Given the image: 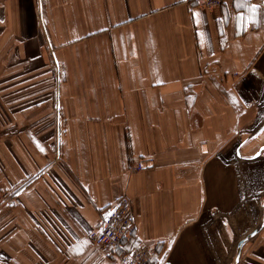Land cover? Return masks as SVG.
I'll use <instances>...</instances> for the list:
<instances>
[{
	"label": "crops",
	"instance_id": "1",
	"mask_svg": "<svg viewBox=\"0 0 264 264\" xmlns=\"http://www.w3.org/2000/svg\"><path fill=\"white\" fill-rule=\"evenodd\" d=\"M36 1L62 72L56 91L51 72H19L47 81L28 106L18 83L13 103L0 90V198L24 187L0 207V264H114L88 234L121 196L126 248L157 245L150 264H232L259 228L239 264H264V0H30L32 15Z\"/></svg>",
	"mask_w": 264,
	"mask_h": 264
},
{
	"label": "rangeland",
	"instance_id": "2",
	"mask_svg": "<svg viewBox=\"0 0 264 264\" xmlns=\"http://www.w3.org/2000/svg\"><path fill=\"white\" fill-rule=\"evenodd\" d=\"M20 2V1H19ZM8 5V6H7ZM15 1L14 0H0V90L6 89L7 90V104L13 103L14 100V88L16 87L19 90H23V93H27L22 96L23 105L28 106L32 103L30 93H34L33 95L39 94V90L41 87L37 85L39 83L47 82L45 79H33V80H21L17 79L16 75L19 74L21 71H44V72H51L54 76V81H49L51 84V88L56 91V85L60 82V74L62 72L61 65L54 59L50 52V48L48 46L47 41V31H46V18L44 16L43 10L41 12L39 7V1L35 2L34 7V15H32V8L30 4V0H22L20 2L18 11L19 17L15 16ZM12 7V8H11ZM18 25L23 27L24 32L22 33V37L20 38V34L18 39L16 38L15 27H16V19L18 20ZM33 18V19H32ZM31 24H35L38 28V32L32 31L31 29L33 26ZM36 28V29H37ZM35 36V37H33ZM34 39H33V38ZM38 37V40H37ZM38 41L39 47H30L31 45H36L34 41ZM18 44V48L15 49L16 45ZM19 50V51H17ZM23 52V53H22ZM32 52V53H31ZM35 54V55H34ZM39 59V65L36 64L37 60ZM34 65L30 66L28 63L33 62ZM28 62V63H27ZM32 68V69H31ZM45 87V86H43ZM32 90V91H31ZM44 92V91H43ZM12 93V96L11 94ZM4 95V94H3ZM3 99V96L0 95V99ZM28 99V101H27ZM56 99V97H55ZM40 102H38L39 104ZM45 105V104H43ZM57 103L55 102L53 105V113L54 115V125L51 128H44L39 129V133L44 136H51L49 143H42L39 145L40 152L42 154H47V157L50 158L49 162H53L52 158L55 160L59 159V143L63 136V128L58 122L57 119ZM53 119V117H52ZM25 130V129H24ZM14 129L10 130L7 129L6 136L7 138L14 137ZM238 133V130H236ZM47 162V160H45ZM24 187L21 189H17L13 193L7 194L5 197H1L0 200L2 204L0 207H9L11 202L13 201L14 197L23 190ZM236 258V256H235ZM235 258L234 263L235 264ZM245 259V253L242 258ZM155 260V259H154ZM153 260V261H154Z\"/></svg>",
	"mask_w": 264,
	"mask_h": 264
},
{
	"label": "built area",
	"instance_id": "3",
	"mask_svg": "<svg viewBox=\"0 0 264 264\" xmlns=\"http://www.w3.org/2000/svg\"><path fill=\"white\" fill-rule=\"evenodd\" d=\"M193 1L206 9H216L223 4V0ZM146 169L147 161L139 160L133 165L131 172L136 174ZM135 230L133 202L129 197L121 196L105 208L97 227L88 234V240L114 264H150L157 256V245L140 241L135 248H126V244L132 241Z\"/></svg>",
	"mask_w": 264,
	"mask_h": 264
},
{
	"label": "water",
	"instance_id": "4",
	"mask_svg": "<svg viewBox=\"0 0 264 264\" xmlns=\"http://www.w3.org/2000/svg\"><path fill=\"white\" fill-rule=\"evenodd\" d=\"M253 137H254V136H253ZM249 139H251V137H250ZM249 139H248V140H249ZM262 151H264V147L261 148L260 152L257 153V154L255 155V157L260 156V154H261ZM263 209H264V205H263ZM258 230H260V228L257 229L255 232L251 233L250 235H248L246 238H244V239L240 242L239 247H238V251H237V255H236V258H235V264H239V263H240V259H241V256H242V248H243V245H244L247 241L251 240V239H252V238H253V237L259 232Z\"/></svg>",
	"mask_w": 264,
	"mask_h": 264
},
{
	"label": "snow or ice",
	"instance_id": "5",
	"mask_svg": "<svg viewBox=\"0 0 264 264\" xmlns=\"http://www.w3.org/2000/svg\"><path fill=\"white\" fill-rule=\"evenodd\" d=\"M252 11H253V13H255V11H256L255 6H252ZM238 19L242 21L243 20V17H239Z\"/></svg>",
	"mask_w": 264,
	"mask_h": 264
},
{
	"label": "trees",
	"instance_id": "6",
	"mask_svg": "<svg viewBox=\"0 0 264 264\" xmlns=\"http://www.w3.org/2000/svg\"><path fill=\"white\" fill-rule=\"evenodd\" d=\"M156 259V258H155Z\"/></svg>",
	"mask_w": 264,
	"mask_h": 264
}]
</instances>
